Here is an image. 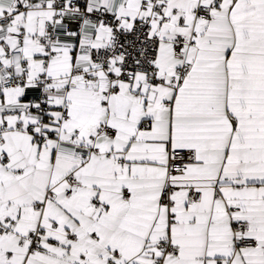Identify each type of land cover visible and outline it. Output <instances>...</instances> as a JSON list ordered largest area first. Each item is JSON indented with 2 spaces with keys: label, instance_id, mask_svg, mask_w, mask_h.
<instances>
[{
  "label": "snow or ice",
  "instance_id": "obj_1",
  "mask_svg": "<svg viewBox=\"0 0 264 264\" xmlns=\"http://www.w3.org/2000/svg\"><path fill=\"white\" fill-rule=\"evenodd\" d=\"M0 264H264V0H0Z\"/></svg>",
  "mask_w": 264,
  "mask_h": 264
}]
</instances>
